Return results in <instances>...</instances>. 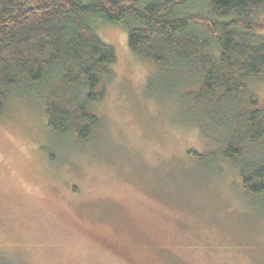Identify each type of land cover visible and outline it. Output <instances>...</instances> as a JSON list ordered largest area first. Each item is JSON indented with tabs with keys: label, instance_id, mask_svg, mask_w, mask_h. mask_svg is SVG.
<instances>
[{
	"label": "rangeland",
	"instance_id": "obj_1",
	"mask_svg": "<svg viewBox=\"0 0 264 264\" xmlns=\"http://www.w3.org/2000/svg\"><path fill=\"white\" fill-rule=\"evenodd\" d=\"M97 22L116 62L86 142L51 134L31 96L0 115V264H264V200L212 163L222 132L202 136L200 110ZM250 88L263 105L264 79Z\"/></svg>",
	"mask_w": 264,
	"mask_h": 264
},
{
	"label": "trees",
	"instance_id": "obj_2",
	"mask_svg": "<svg viewBox=\"0 0 264 264\" xmlns=\"http://www.w3.org/2000/svg\"><path fill=\"white\" fill-rule=\"evenodd\" d=\"M263 15L264 0H0V115L10 98L31 96L51 134L86 142L116 62L96 23L121 26L129 51L160 69V92L200 110L202 136L222 132L212 163L264 200V104L250 88L264 79Z\"/></svg>",
	"mask_w": 264,
	"mask_h": 264
}]
</instances>
